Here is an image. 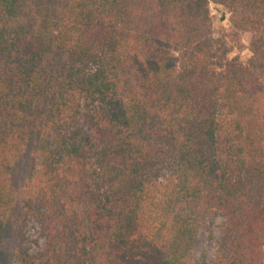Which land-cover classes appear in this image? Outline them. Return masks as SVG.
<instances>
[{"label":"trees","instance_id":"obj_1","mask_svg":"<svg viewBox=\"0 0 264 264\" xmlns=\"http://www.w3.org/2000/svg\"><path fill=\"white\" fill-rule=\"evenodd\" d=\"M216 215L264 264V0H0V264H196Z\"/></svg>","mask_w":264,"mask_h":264},{"label":"rangeland","instance_id":"obj_2","mask_svg":"<svg viewBox=\"0 0 264 264\" xmlns=\"http://www.w3.org/2000/svg\"><path fill=\"white\" fill-rule=\"evenodd\" d=\"M210 17L213 24V32L216 38L223 39L229 52L227 60L236 59L241 63H247L251 57L249 52V43L251 36L246 34L241 37L239 42H232L228 37V22L229 14L227 11L218 5H210ZM222 13L225 14V21L221 22ZM223 221L219 215L205 224L202 230L197 235L194 246V257L196 264H213L216 260L217 252L221 246L223 235ZM29 231L26 236L24 248L32 255L34 260H38L41 253L44 251L46 242L43 231V225L37 221L29 222Z\"/></svg>","mask_w":264,"mask_h":264},{"label":"water","instance_id":"obj_3","mask_svg":"<svg viewBox=\"0 0 264 264\" xmlns=\"http://www.w3.org/2000/svg\"><path fill=\"white\" fill-rule=\"evenodd\" d=\"M225 19H226V16H225V14L224 13H222V18H221V22H223V21H225Z\"/></svg>","mask_w":264,"mask_h":264}]
</instances>
